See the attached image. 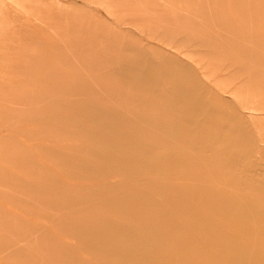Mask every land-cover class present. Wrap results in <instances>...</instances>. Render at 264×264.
<instances>
[{
  "label": "rangeland",
  "instance_id": "rangeland-1",
  "mask_svg": "<svg viewBox=\"0 0 264 264\" xmlns=\"http://www.w3.org/2000/svg\"><path fill=\"white\" fill-rule=\"evenodd\" d=\"M0 264H264V0H0Z\"/></svg>",
  "mask_w": 264,
  "mask_h": 264
},
{
  "label": "bare ground",
  "instance_id": "bare-ground-1",
  "mask_svg": "<svg viewBox=\"0 0 264 264\" xmlns=\"http://www.w3.org/2000/svg\"><path fill=\"white\" fill-rule=\"evenodd\" d=\"M203 246V245H202Z\"/></svg>",
  "mask_w": 264,
  "mask_h": 264
}]
</instances>
